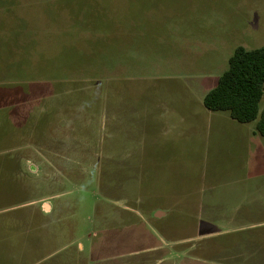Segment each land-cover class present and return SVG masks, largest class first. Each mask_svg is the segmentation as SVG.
I'll use <instances>...</instances> for the list:
<instances>
[{"label":"rangeland","instance_id":"374dc122","mask_svg":"<svg viewBox=\"0 0 264 264\" xmlns=\"http://www.w3.org/2000/svg\"><path fill=\"white\" fill-rule=\"evenodd\" d=\"M237 47H264V0H0V228L56 264L195 238L224 180L264 177L258 117L202 103Z\"/></svg>","mask_w":264,"mask_h":264},{"label":"crops","instance_id":"0c3cea01","mask_svg":"<svg viewBox=\"0 0 264 264\" xmlns=\"http://www.w3.org/2000/svg\"><path fill=\"white\" fill-rule=\"evenodd\" d=\"M224 182L230 184L228 192L235 194V198H226L222 203L212 199L199 203V212L205 210L207 216L195 230V238L173 242L154 236V239H149L144 248L134 250L128 245L129 240L126 236L123 240L114 243L115 248L107 247L106 249L110 250L108 252L99 253V247H92L87 255L83 254L84 248L81 242H78L76 264H216L207 255L213 252L211 240L221 235H237V239L232 243L228 241V243L218 244V247H221L218 253L224 251L225 247H228L229 253L232 246L236 248L233 249L231 258L237 264L249 262L254 264L256 260L264 261V177L259 175L235 177ZM214 187L211 185L210 189ZM216 215H223L220 217L222 224L218 226L214 225ZM5 224H2L0 229L13 227L17 231L12 237H0L1 264H56L58 262L49 263L56 257V252L40 260L37 259L39 246L37 241L21 239L20 226ZM112 243L113 241L110 244ZM187 243H189L188 248L180 251L173 250V246ZM228 259L230 260V257ZM218 260L224 262V259Z\"/></svg>","mask_w":264,"mask_h":264},{"label":"trees","instance_id":"16d2710c","mask_svg":"<svg viewBox=\"0 0 264 264\" xmlns=\"http://www.w3.org/2000/svg\"><path fill=\"white\" fill-rule=\"evenodd\" d=\"M263 86L264 47L253 50L237 47L228 60L227 70L204 96L203 106L210 112H227L238 123H249L258 117L255 129L260 136H264V108L258 116ZM16 231L13 227L2 228L0 237H12ZM23 233L28 234L27 230L21 231Z\"/></svg>","mask_w":264,"mask_h":264}]
</instances>
